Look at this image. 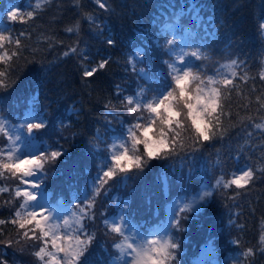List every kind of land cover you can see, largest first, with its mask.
Wrapping results in <instances>:
<instances>
[{"label":"trees","instance_id":"obj_1","mask_svg":"<svg viewBox=\"0 0 264 264\" xmlns=\"http://www.w3.org/2000/svg\"><path fill=\"white\" fill-rule=\"evenodd\" d=\"M102 2L105 8L97 0H0V33L9 37L0 52L11 56L17 51L15 40L22 42L18 56L0 63V71L5 72L0 76V118L11 127L25 117L30 122L42 120L45 127L31 133L39 146L36 155L62 152L54 162L46 158L37 170L42 193L51 205L72 207L78 213L85 210L79 237L84 240L91 235L92 259L109 264L119 258L113 243L122 242L123 236L111 233L106 221L109 225L111 218L123 217L150 237L167 220V208L175 199H189L205 185L212 197L202 208L204 218L181 211L179 227H169L170 242L178 247L169 249L174 258L167 264H194L208 244L218 263L264 264L260 239L264 235V172L257 171L254 182L243 188L223 187L242 168L264 169V129L255 127L264 124V80L260 78L264 29L259 27L264 23V0ZM10 7L18 11L15 21L7 18ZM30 11L31 18L26 15ZM168 40L174 44L167 45ZM183 41L191 71L205 83L211 76L214 80L227 77L238 85L230 87L221 100L227 116H221L219 132L209 141H200L193 152V133L186 137L190 132L181 120L175 155L149 160L142 170L118 172L105 185L106 194L102 189L88 208L101 167L111 165L114 140L125 138L129 129L139 135L142 129L135 125L147 126L153 120L144 103L173 86L174 72L168 64L177 60ZM192 52L201 59L192 57ZM233 60L231 70L225 67ZM104 61L106 66L98 68ZM92 68L97 71L85 77L83 72ZM213 86L224 92L223 85ZM125 97H132L134 103L128 105ZM137 104L140 109L129 112ZM8 146L9 138L1 130L0 149L6 152ZM127 149L129 154L143 155V145ZM17 186L19 178L7 182L0 177V187L9 188L0 193V219L14 218L15 212L4 206L7 194L15 196ZM14 199L20 209L23 197ZM26 230L10 222L0 226V258L7 264L43 263L33 254L42 245L35 241L29 250L22 235ZM7 241H12L10 246H5ZM48 248L53 251L50 242ZM248 249L251 256L245 255Z\"/></svg>","mask_w":264,"mask_h":264},{"label":"snow or ice","instance_id":"obj_2","mask_svg":"<svg viewBox=\"0 0 264 264\" xmlns=\"http://www.w3.org/2000/svg\"><path fill=\"white\" fill-rule=\"evenodd\" d=\"M97 2L99 3L100 8L106 7L102 0H97ZM39 7L40 5L37 4L36 8ZM26 15L31 18L33 16V12L30 11ZM17 16L18 11L15 7L7 12V18L9 21H15ZM259 27L264 29V23H261ZM67 31L71 32L72 29L69 28ZM20 35L23 36L24 34L21 33ZM8 40V36L0 34V48H3L4 42ZM14 43L17 46V51H13L11 56H9L7 52H0V63H4L7 60L18 56L19 50L22 47V42L20 39H16ZM107 43L112 45L113 41L107 40ZM173 44V40L167 41V45L171 46ZM72 51H75V49H72ZM65 55H68V53L66 52ZM137 55L140 56V53L137 52ZM190 55L195 57L197 60L201 59V56L197 52H192ZM188 56L189 53H183L180 56V59L183 61V63H181L178 67L174 66L173 64H168V67L176 72V74L171 77L172 84H174L175 87H169V89L160 96L161 98L155 105L152 102L144 105V107L149 112L156 113L157 118H159L158 109L164 107L165 111L169 116L172 117V119H165L163 123L165 125L174 124L175 127H168L167 131L164 129H159L156 135L149 136V133L152 131V125H155L156 123L155 120L151 121L148 126L136 124L135 128L137 130L142 129V131H140L139 135H137V132L135 131H130L129 138L132 142L133 148H135L137 145H143V155L129 154L127 147L123 146V151L112 155L111 165H105L101 167L102 175H99L96 179V184L94 185L93 194L91 201L88 204V208H91L95 204L96 197L101 195L102 189H104L106 194L107 189H105V185H107L110 180L116 177L118 172L126 173L131 169L142 170L146 167L149 160L162 159L175 155L177 136L180 135L178 130L181 129L183 125L181 124L180 120L176 119V116H178L179 113L174 110V105L166 104V101H169L170 99L176 100L179 98V102L184 103L186 108L191 109L192 106L185 102L184 97L188 95L187 88L191 85L193 80L200 81V84L197 85V89L204 92L205 97L209 98V103L204 109V112H206L208 116L207 119L204 118L203 113H197V118H199V121L203 127H197V118H193L191 111L186 114L187 118L191 121V127L196 129L195 132H192L194 136V146L192 151L195 152L198 150L200 141H209L211 138L216 136L217 132H219L220 118L221 116H227V113L223 110L221 100L225 98L226 92L230 87L235 89L238 88V85H236L232 79L227 77L214 80L213 77L209 76L207 77V88H201V85H203L205 81L202 80L199 75H196L191 71V67L188 64V61L185 59ZM106 63L107 61L101 62L98 65V68H104ZM129 63H133L131 59L129 60ZM235 64L236 61L233 60L231 64L226 65L225 67L231 70ZM96 71V68L86 69L83 72V75L85 77H91ZM140 71L143 73L144 70L141 69ZM4 75L5 72L0 71V76ZM231 76L235 77L236 72L231 71ZM244 78L245 76H241V79ZM260 78L264 80V72L260 74ZM213 84L223 85L224 92L221 91L220 87H214ZM205 97H202L201 99ZM125 99L127 100L128 105H132L134 103L132 97H125ZM258 99L261 98L258 97ZM105 107H108V105ZM261 107H264V103L261 104ZM218 109L219 115L217 114ZM128 110L131 113L137 112L139 110L138 104L135 107H129ZM44 127L45 124L42 122V120L40 122H28L26 124V130L29 134L33 133L34 130H40ZM255 127L258 129H264V124L258 123L255 125ZM249 135H251V133H249ZM16 140H22L24 142V146L28 144V141L25 137L17 136ZM15 152V147L9 149L7 152H5L3 149H0V156L3 157V159H0V177H3L4 172L6 171L11 175V177L19 178V183L21 185L31 184L34 188H38L39 185L27 178L34 177L36 175V170L43 168L46 158H50L51 161L54 162L62 155L60 150H53L50 153L41 152L39 155H33L30 157L25 156L24 159H21L19 157H14ZM104 167H107V170H103ZM257 171L264 172V169L249 168V170L242 171L239 175H235V177L230 181L223 183V187L228 188L230 185H235L237 188H243L244 185L249 184L250 181L254 182ZM219 182L220 181H217V183ZM6 192H9L8 187H0V193ZM211 195L212 193L210 192H204L200 199L203 200L205 197H209ZM15 196H23L26 198L25 203L21 204V208L33 207L34 205L31 202H34L37 199L33 192L27 191L26 189L21 190L19 186H17L15 189ZM39 208V212L28 211L24 213L22 218H18L21 216V213L17 211L11 221L0 219V226L10 222L13 225H17L20 230L28 229L27 231H23L22 235L26 240L40 242L42 246H39L38 250L33 254L40 260H44L45 256L47 255L49 259L45 261V264H96V261L92 259V252L90 251V245L93 242V237L91 235H88L87 239L84 240L80 239L78 234L69 236L67 232H65L64 235H59L58 230L60 226L50 223V221L56 217L52 216L51 214H45L49 213L50 211L45 206L41 205ZM60 215H67V213H60ZM73 215H79L80 217H83L86 215V213L85 210L81 208L79 213H73ZM38 216L41 218L38 219ZM120 219L123 220V217ZM63 224L68 225L69 221L65 219ZM77 224L79 225L77 228V233L83 232L84 225L80 223L79 219L77 220ZM106 226L111 233L124 236L121 226L115 224V222H113L111 225H107L106 221ZM174 226L178 228L179 221H174ZM19 234L20 233H18V235ZM260 239L261 241H264V235H262ZM127 240L128 237L124 236V240L122 242L113 243V247L119 250L120 257H114L111 261H109V264H117V260H123L125 256H130L131 261L129 262L128 260H123V264H167L169 259L174 258L169 249H176L178 247L176 243H172L167 239L163 240L162 242L157 239L146 240L145 243L139 245L136 244L135 240H133L131 243H128ZM49 242L51 243V247L54 251L46 253V247ZM11 243L12 241L5 242V246H10ZM61 253L63 254L62 256L59 255ZM245 255L251 256L252 249H248ZM0 264H7V261L0 258Z\"/></svg>","mask_w":264,"mask_h":264},{"label":"rangeland","instance_id":"obj_3","mask_svg":"<svg viewBox=\"0 0 264 264\" xmlns=\"http://www.w3.org/2000/svg\"><path fill=\"white\" fill-rule=\"evenodd\" d=\"M0 34L4 35L3 32ZM185 48H186V41L180 42V44L178 46L177 60L173 63L174 66L178 67L181 63H183V61H181V59H180V56L183 53H185ZM175 74H176V72H174V75ZM160 98L161 97L156 98L155 100H149L148 102H145L144 104H147L149 102H152V103L158 102V100ZM28 122H30V118L25 117L20 125L11 127L0 118V131L1 130L4 131L7 134V136L9 137L8 150L13 148V147H15V149H16V152L14 153V157H19V158H23L25 156L30 157V156L36 155L39 152L38 144L34 141L33 138H31V135L32 134L34 135V132L32 134H28V132L26 130V124ZM187 132H190V133H187L186 137L192 136L190 130H187ZM129 134H130V131L127 132L125 138H119V139L114 140V142L111 146V156L120 152V151H123V147H127L128 145H132V142L129 138ZM17 136L25 137L28 141V144H26L24 146V142L22 140L17 141L16 140ZM149 136H152L151 132L149 133ZM110 160H111V157H110ZM246 170H248V169L242 168L238 173H236V175H239L242 171H246ZM7 174L8 175H4L3 177H1V180L7 181V182L9 180H11L12 179L11 175L9 173H7ZM27 179L34 181L36 184L39 183L37 173L34 177H29ZM90 188H93V185H91ZM20 189L21 190L26 189L27 191L33 192L36 195V197H37L36 201L31 202L34 206L31 208H20L19 209L18 206L16 205V199H14L16 196H13V193H11V194H7L8 203H6L4 206L6 209H9L13 213L14 212L16 213L17 211H19L21 213V216L18 218H22L24 213H26L28 211L39 212L40 211L39 207L41 205H43L47 209L50 210L49 213H45V214H51L52 216L56 217L55 219L51 220L50 223L60 226V228L58 230L59 235H64L65 232H67V234L69 236H74L77 234L79 235V233H77V228L79 227V225L77 224V220L79 219L80 223H81V217L79 215H73V213H78V212H76L72 208H68V207H64V206H60V205H51L49 203V198L40 193V187L34 188V187H32L31 184H26V185L20 184ZM204 192L212 193L211 190H209L205 185H203L201 187V189L199 190V192L196 193L193 197L189 198L187 201L183 198L175 200L168 207V221H167V223L164 226H162L161 228H159L157 234L154 237L143 238V236L141 234H139V232L137 230H135L133 228V226H128L121 219L111 220V221H109V224L111 225L113 222H115V224L120 225L124 235H126V237H128V240H127L128 243H131L133 240H135L136 244L139 245V244L145 243L146 240H151V239H157V240H160L161 242L163 240H166V239L169 240L167 228L172 222H174L176 220V215L178 212H180L182 210L183 211L188 210V211L197 213L199 218H201V219L204 218L205 214L202 213V208L206 204L207 200H209L210 197H212V195H211V196L205 197L203 200H201L200 198H201V196H203ZM23 200L25 203L26 198L23 197ZM60 213H67V215H60ZM37 218L40 219L41 217L38 216ZM65 219H67L69 221L68 225L63 224V221ZM24 240H26V239L24 238ZM34 242L35 241H33V240H27V246L29 247L28 248L29 250L33 246ZM73 244H74V241H73ZM47 252H52V251H49V248H48L46 250V253ZM23 255L29 256V253H25ZM59 255L62 256L63 254L61 253ZM37 259H39V258H37ZM48 259H49V257L46 255L42 264H45V261ZM123 260H128L130 262L131 257L125 256L123 258ZM123 260H117V264H123ZM234 262L235 261H233L232 264H234ZM195 264H230V263H228L226 261H224L223 263H218L216 261V254H215L214 250L210 246H207L206 248H204L202 250L200 256L196 259Z\"/></svg>","mask_w":264,"mask_h":264},{"label":"clouds","instance_id":"obj_4","mask_svg":"<svg viewBox=\"0 0 264 264\" xmlns=\"http://www.w3.org/2000/svg\"><path fill=\"white\" fill-rule=\"evenodd\" d=\"M199 84H200V81L193 80L191 82V85L187 88L188 95H186L184 97L185 102L192 106L191 109L186 108L184 103L179 102V98H177L176 100L170 99L169 101H166V104L174 105V110L179 113V115L176 116V119L180 120V121L183 120L184 121V127L188 128L191 132H195L196 129L191 127V121L187 118L186 114L189 111L192 112L193 118H197V113H203L204 118L205 119L208 118L207 113L204 112V109L209 103V98L205 97V94L203 91H199L197 89V85H199ZM207 86H208L207 83L204 82V84L201 85V88H207ZM172 87H175V85L173 84ZM178 96H179V94H178ZM202 97H205V98L201 99ZM156 103L157 102H155L153 104L155 105ZM140 107H141V105L138 104V109H140ZM149 113L153 117V120L156 121L155 130H153V128H152V131H151L152 135H156L157 131L159 129H164L165 131H167V128L170 125H165L163 123V121L165 119L171 120L172 117L168 115V113L165 111V108L161 107L160 109H158L159 118H157L156 113H152V112H149ZM171 126L175 127L174 124H172ZM197 127H203V125L199 121V118H197ZM129 131H131V129H129ZM21 159H24V157ZM26 163H27V161H26Z\"/></svg>","mask_w":264,"mask_h":264},{"label":"bare ground","instance_id":"obj_5","mask_svg":"<svg viewBox=\"0 0 264 264\" xmlns=\"http://www.w3.org/2000/svg\"><path fill=\"white\" fill-rule=\"evenodd\" d=\"M8 150V149H7ZM36 173H37V170H36ZM39 185V184H38ZM40 193L42 194V195H44L43 193H42V191H41V189H40ZM45 196V195H44Z\"/></svg>","mask_w":264,"mask_h":264}]
</instances>
